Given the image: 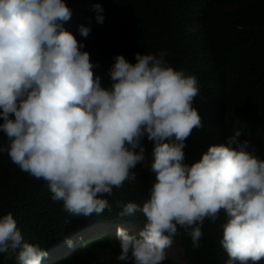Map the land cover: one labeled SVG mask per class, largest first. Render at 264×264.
<instances>
[{
    "label": "clouds",
    "instance_id": "obj_1",
    "mask_svg": "<svg viewBox=\"0 0 264 264\" xmlns=\"http://www.w3.org/2000/svg\"><path fill=\"white\" fill-rule=\"evenodd\" d=\"M92 9L102 24L104 8ZM71 16L65 0H0V133L7 138L0 153L45 181L71 216L91 217L111 211L104 194L136 179L146 137L154 145L149 198L117 205L121 218L139 213L146 222L133 234L117 228V259L162 264L179 228L198 249L205 219L215 222L221 210L227 264L264 259V160L246 151L249 141L241 143L236 130L226 145L185 163V141L202 127L192 106L196 76L170 65L166 50L136 53L135 63L118 54L108 70L111 88H104L93 71L98 64L63 26ZM78 32L86 38L91 27ZM0 253L16 264H41L48 255L24 240L12 213L0 216Z\"/></svg>",
    "mask_w": 264,
    "mask_h": 264
},
{
    "label": "trees",
    "instance_id": "obj_2",
    "mask_svg": "<svg viewBox=\"0 0 264 264\" xmlns=\"http://www.w3.org/2000/svg\"><path fill=\"white\" fill-rule=\"evenodd\" d=\"M72 10L64 28L83 42V51L98 67L101 86L111 88L108 75L114 57L122 54L135 63V54H158L166 50L168 63L186 74L195 75L200 92L192 106L202 127L194 128L185 141V163L201 159L209 146L227 144L239 130V141H249L246 151L264 160V0H65ZM104 8V22H96L93 4ZM90 26L88 37L79 26ZM0 119V123H2ZM146 160L133 170L136 179L113 188L111 204L100 215L73 217L62 202L51 199L45 181L36 179L0 153V216L12 213L26 242L39 244L48 255L41 264H134L119 261L115 228L129 223L144 226L141 214L121 218L118 203L142 206L155 182L151 173L153 142L145 137ZM0 144L7 138L0 133ZM235 147V146H234ZM138 151V149H137ZM226 216L221 210L215 222L206 218L201 247L182 228L173 237L186 264H227L229 259L220 241ZM107 227L106 233L94 231ZM74 242L68 247L67 241ZM167 253V252H166ZM106 257V259H104ZM0 264H16L15 256L0 253ZM162 264H183L167 254ZM234 264H239L235 261ZM249 264H252L249 261ZM256 264H264V259Z\"/></svg>",
    "mask_w": 264,
    "mask_h": 264
},
{
    "label": "rangeland",
    "instance_id": "obj_3",
    "mask_svg": "<svg viewBox=\"0 0 264 264\" xmlns=\"http://www.w3.org/2000/svg\"><path fill=\"white\" fill-rule=\"evenodd\" d=\"M118 227H123V228H126L129 230V233L130 234H133V233H136L138 232L141 228L143 227H140L138 225H133V224H129V223H124V224H121L119 226H117L115 228V231L117 230ZM96 232V231H94ZM93 232V233H94ZM103 232H107V227H104L102 228L99 233H103ZM166 252L168 255H170L172 258L176 259L177 261L179 262H182L183 264H186V261L184 259V255L181 251V248H180V245L179 243L173 239V243L172 245L166 249ZM104 259H106V257H104Z\"/></svg>",
    "mask_w": 264,
    "mask_h": 264
}]
</instances>
